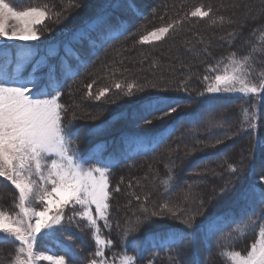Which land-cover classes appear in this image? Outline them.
Segmentation results:
<instances>
[{
    "label": "rangeland",
    "instance_id": "rangeland-1",
    "mask_svg": "<svg viewBox=\"0 0 264 264\" xmlns=\"http://www.w3.org/2000/svg\"><path fill=\"white\" fill-rule=\"evenodd\" d=\"M104 1L105 0H70V2L68 0H9L18 10L47 5L50 13H52L50 18L44 20L41 25H37V30L40 33V40L28 42L0 41V44L11 47V62L7 65L9 73L15 69V54L17 49L26 44L34 47V57L24 62L21 68L23 76L27 79L36 80L37 87L33 89L34 92L39 91L48 84L50 74L59 81V91L61 93L59 102L67 108V111L64 113L63 122L66 126L70 125L72 131H76L72 129V124L79 125L80 123H84V125L91 124L101 127L103 123L110 120L109 118L113 113L120 112L121 108L133 103V100L138 99L140 96H148L153 93H168L170 91V85L176 84L177 87L180 88L178 91H182L186 85L185 82L197 78V71L192 72L193 70L198 68L202 63L214 61L210 64H214L215 66L206 69L201 75L199 74L203 82H206V89L208 81H205L204 77L208 76L210 79L214 77L217 73L210 69L215 68L219 61L222 62V68L223 63H227L225 58L230 55L220 59H212L211 57L209 59L211 53L215 52L219 46L222 47L220 43H218V46L216 41L222 43V41L230 37L229 35L225 37V35L229 32H236L239 36L235 42H233V46L242 47L248 35L244 29L251 23L252 19L264 12L263 0L160 1L159 6L156 8V13H158L157 19L151 20V25L148 28L143 27L141 30H138L137 35H134L132 39H130V45L126 44L118 47L108 54V62L93 67L88 72H84L80 69L82 66L81 58H83V56L80 55V57H78L75 55L73 47V43L77 39V36L81 37L85 36L87 33H92L94 39H98V35H104L105 31H103L101 24L97 22L98 17H103L104 24L112 22L105 27L106 30H112V32L105 33L103 41L105 42L124 32V19L131 22L133 18H135L134 15L130 14L133 13V11L131 5L126 2V0H119L120 2L113 6L114 8L112 7V12H110L112 15H110V13H99ZM113 1L115 0H107V6ZM135 1L140 3V9L142 10L147 6L148 8L151 7L153 3L155 6L157 0ZM201 5H203L204 10L211 8L212 18L223 17L224 22L220 23L219 20H217V23L213 24L210 18L201 19L188 15L195 7ZM160 6L163 8H160ZM56 13L60 14L59 17L55 15ZM177 20L181 22L173 30H170L161 40L151 43L139 42L140 37L147 32ZM195 22H197V24L205 23L206 26L204 25V27L199 30L197 27L198 25L194 26ZM59 23H66V25L61 26ZM8 27L10 31L13 30L15 28V21L9 20ZM75 31L78 32L74 34ZM184 37H186V39ZM91 38L88 39L87 37L86 40L82 41L85 47L88 46L91 51H94L97 47L93 43L94 40H91ZM189 38L194 39L190 41ZM99 42L100 41H98V43ZM37 62H39L38 67L33 69V65L37 64ZM98 62H101V60ZM2 67L3 64L0 63V68ZM80 70L82 71L79 74V76L81 75L79 79L77 76L76 79L72 80V76L77 71L79 73ZM202 75L204 76L202 77ZM252 79L254 82L259 83V75L255 72L252 73ZM114 80L124 82L135 81L143 90L137 91L134 96L129 97L123 93L117 94L116 90L112 89L107 97L101 101L88 98L86 86L89 83L95 81L93 85V92L95 93L99 88L110 86ZM29 87H31V85H29ZM52 94L55 93L53 92ZM215 95L242 96L238 93H221ZM263 95L264 93H261L258 97H255L257 105L252 111H249V113L251 114L254 112L256 114V119L253 122L256 124L260 122L264 127V109L263 107L261 108ZM110 114L111 116L109 117ZM231 114L233 113L231 112ZM73 116H75V118H73ZM226 117H228L230 121L229 124L231 125V121L234 117L232 115ZM121 124L122 120L119 119L113 126L112 124L110 126L113 129ZM207 128H209V126H207ZM79 132L80 137L76 141L74 147L78 150L81 159L85 161V167H110L117 158L128 155L129 152L146 146L144 142L138 139H131L126 145L117 148L118 150L116 149L118 157H110L104 153L105 148L101 143H97L98 145L93 147L95 151H91L92 148L88 146L90 141L86 137L87 129ZM191 133L192 131H189V134ZM187 137H189V140L181 145L179 149L180 152L185 150L186 152L188 151V153H194L197 148L203 147L202 150L207 148L204 147L202 139L197 142L190 138V135L186 136V138ZM152 138L146 140H151ZM197 143H200L199 146ZM239 147L240 145L237 146V149ZM239 149L235 150L233 153L238 152L241 155L244 149L243 147V150L241 147ZM247 150L248 149H245V151ZM173 153H175V156H182L181 154H177V152ZM175 156L163 152L161 156L157 155V157L151 158L150 162H145L144 166L137 167L134 171L133 169L135 167H132L127 172L114 176L111 171L109 172V187L112 192L109 201V224L111 227L104 228L103 221L99 222L102 235L113 241L112 247L105 250V257L109 260V264H119L120 256L125 251L128 255L135 256L130 254L126 249V238L133 235V233L141 231L143 223L139 225L138 230L131 232L127 237H125L124 232L130 226L135 227L137 219L145 221V217L151 212L160 211V206L164 203H168L170 207H174V210L183 209L185 211L195 212L200 207L201 200L203 201L205 214L209 211L207 207L211 206V204H208L217 200V194L221 189L226 185L231 188L233 178L228 177L226 174V172H228L227 169L224 170L222 174L220 173V175H222L220 179L219 175H212L209 177L207 174H204L203 180L205 181V179L208 178L205 182L197 178L193 180L191 177L188 181H185L183 185L178 184L180 180L179 173L182 171L178 169L180 167V161L175 158ZM257 156L258 154H256L255 157ZM261 156H263V159L261 158L259 160L261 163H259V167L264 165V155ZM253 161L254 159L252 163ZM260 171V168L257 169L258 173ZM169 175H171L173 179L170 185L165 186L161 181L166 179ZM210 179L213 180L212 185L214 187H212L210 181L207 182ZM117 187L120 189L118 192L115 191ZM207 190H210L209 194H206ZM189 193L195 198L194 201L185 200V195ZM17 196L18 192L15 190L14 186L11 185V182L0 177V210H5L9 214L15 215L19 211L14 207ZM145 196L148 197L146 201L144 199ZM136 197L140 199L137 200ZM208 201L209 203H207ZM142 205L147 207L148 213L141 210ZM32 206L37 210L42 207L38 201H33ZM79 210V206L75 208L71 205L66 206L64 209V229L56 231L55 235L52 237L43 239L38 237L35 244V251L45 255H65L66 260L70 262L71 257L62 250L64 246L68 245L75 247L77 251L79 250L81 260L78 259V261L80 260L79 262L77 261L78 264H88L91 259L95 258L93 254L96 251V245L92 237V230L87 226V222L81 220L79 217H74L72 221L68 220V217H72L73 213ZM201 217L202 216H199L197 219H201ZM152 218H154V221L151 220V223L154 222V224L157 223L155 221L171 219L170 216ZM175 222L179 221L175 220ZM261 223H264V221H261ZM252 228L253 227H250L249 231H253ZM256 233H258V229ZM255 236H257V234ZM53 237L55 241L53 245L45 243L46 239H52ZM68 237H71V239L69 240ZM56 239L60 241L57 242ZM233 239H235V237L225 238L223 242L230 244ZM17 248L18 242H14L6 246V248L0 246V264H13V259L17 254ZM48 248H51L53 252H50ZM223 259L226 260L225 258ZM149 260L151 259H148L145 264H151L155 261L153 258L149 263ZM136 262H138L137 259ZM226 262L228 263L227 260ZM39 264H48V262L41 261Z\"/></svg>",
    "mask_w": 264,
    "mask_h": 264
},
{
    "label": "snow or ice",
    "instance_id": "snow-or-ice-1",
    "mask_svg": "<svg viewBox=\"0 0 264 264\" xmlns=\"http://www.w3.org/2000/svg\"><path fill=\"white\" fill-rule=\"evenodd\" d=\"M212 10H204L203 5L195 7L188 14L194 18H210L212 23L224 22L223 17L212 18ZM48 6L28 7L18 10L9 0H0V41H38L40 33L37 25H41L44 20L50 18ZM59 17V13L55 14ZM15 21V28L9 30L8 21ZM104 18L98 17L97 22L103 23ZM181 21H173L157 27L140 37V43H151L164 38L170 30H173ZM230 22V21H229ZM233 34H229L231 37ZM256 53V46L253 45L248 55L237 57L235 53L230 54L227 63L218 62L215 68L210 70L216 72L211 79L204 77L208 81L204 92L209 95L230 93L242 96H259L264 93V72L259 73V83L252 79L254 64L253 56ZM34 47L23 45L19 47L15 54V69L9 73L7 65L11 62V47L0 44V177L11 182L18 192L14 205L19 211L9 214L5 210H0V242L11 240L18 242L17 254L13 259V264H39L46 261L48 264H78L76 253L71 247L64 246L63 251L71 257V261L66 260L65 255H45L35 251V244L38 237L47 238L55 235L56 231L64 229L66 206L73 208L79 206V211L68 217L72 221L74 217H79L87 222V226L92 230V237L96 245L93 254L95 258L88 264H109L105 257V250L113 245L111 239L102 235L100 221H103L104 228H110L109 210L112 192L109 187L108 166L85 167V161L81 159L78 150L74 147L80 137L79 130L72 131L70 125L63 122L64 113L67 111L65 105L60 103V83L51 74L48 84L39 91H33L37 87L35 79L24 78L21 68L24 62L34 57ZM39 65H33L36 69ZM95 81L89 83L87 96L90 99L101 101L105 99L112 89L117 94L123 93L126 96H134L137 91L143 89L135 81L124 82L114 80L110 86L99 88L93 92ZM31 85V87H29ZM55 94H52V93ZM167 98L155 97L147 98L139 102V118L145 124H151L153 119L164 120L177 113L180 107ZM161 115L157 116L156 114ZM243 123L248 128L255 129L256 114L249 113L247 108L242 109ZM75 118V116H73ZM222 126V122H217L213 127ZM91 131V130H90ZM174 131V129H173ZM172 134L168 129H164L158 134L157 142L162 143ZM220 141H217L219 143ZM227 170L236 173L237 169L227 165ZM173 177L169 175L162 180L165 186L170 185ZM262 186H250L244 193L242 199L245 201L255 200L259 208H253L246 216L236 220L231 216L223 218L216 217L207 221L202 228L206 234L215 235L220 233V239L245 238L249 234V228H258L256 239L251 243L246 253L235 250L221 252L228 264H264V176L260 178ZM119 187L115 191H119ZM230 187L226 185L217 194L222 197ZM139 200V197H136ZM145 201L148 199L145 196ZM192 195L186 194V201H194ZM33 201H38L42 207L37 210L32 206ZM141 210L148 213L147 207L141 206ZM204 215L203 201L195 211H185L183 209L174 210L168 203L160 206V211H153L145 217V221L151 223L152 217L170 216L172 220L179 221L183 228H169L163 234H154V239L159 240L161 247H170L179 243L186 235L193 234L184 229L193 230L197 228L196 219ZM137 219L136 226H130L125 230L127 237L131 232L138 230L141 223ZM231 227L230 232L225 229ZM70 240L71 237H68ZM235 239L232 243L234 245ZM136 247V242H132ZM218 246L220 243L218 241ZM136 257L130 256L125 251L119 260V264H136Z\"/></svg>",
    "mask_w": 264,
    "mask_h": 264
},
{
    "label": "trees",
    "instance_id": "trees-1",
    "mask_svg": "<svg viewBox=\"0 0 264 264\" xmlns=\"http://www.w3.org/2000/svg\"><path fill=\"white\" fill-rule=\"evenodd\" d=\"M68 1L70 2V0ZM120 1L115 0L107 6V0H105L101 5L99 13L112 12V7ZM160 1L166 0H157L155 6L153 3L151 7L148 8L147 6L145 9L141 10V5L138 1L126 0V2L131 5L133 11V13L130 14L134 15L135 18H133L131 22L122 19L125 25L124 32L105 42H103L105 33L112 32V30H106L105 27L112 22L108 24L100 23L105 32L104 35H98V39H94L92 33H87L88 35L86 34L81 37L77 36V39L73 43V47L75 50L74 52L79 54V56L82 55L84 58H81L82 66L80 69L84 72H88L91 68L108 62V54L113 50L126 44L130 45V39H132L134 35H137L138 30H141L143 27L148 28L151 25V20L157 19L158 13H156V8L159 6ZM160 8L163 7L160 6ZM110 15H112V13H110ZM59 24L61 26L66 25V23ZM204 25L205 23L197 24V22H195L194 26H197L200 30ZM244 30H246V34L248 35L242 47L233 46V42H235L239 36L236 32L226 33L227 35H225V37L230 33L233 35L227 40L222 41V43L216 41V44L219 46L218 43H220L222 47L219 46L215 52L211 53L209 59L210 57L212 59L224 58L232 53H235L237 57H243L248 55L253 45H255L256 53L252 60L254 64L253 72L259 74L264 71V12L252 19L251 23L248 24ZM77 32L78 31H75L74 34ZM87 37L88 39L91 38V40H94L93 43L97 47L94 51H91L88 46H84L85 44L82 40H86ZM184 38L186 39V37ZM98 41H100V44ZM100 60L101 62H98ZM213 62L214 61H210V63ZM210 63H202L198 68L193 70L192 72L197 71V78L185 82L186 85L182 91H178L180 88H178L176 84H173L169 86L170 91L168 93H153L148 96H140L138 99L133 100L134 104H128L126 107L121 108L118 113H111L112 116L111 114L109 115V117L111 116L109 118L110 120L103 123L101 127L91 124L84 125V123H80L79 125L72 124L73 130L82 132L84 129H87L86 137L90 141V144H88L90 148L97 143L103 142L108 151H113L118 145L124 144L128 139H148L154 137L152 139H155L156 145L152 149L145 152H137L129 158L122 160L111 169L113 176L116 174L121 175L132 167H135L133 169L134 171L137 167L144 166L145 162H150L151 158L157 157V155L161 156L163 152L170 153V155L173 156H175L173 152L182 155L175 156V158L180 161V167L178 169L182 171L179 173L180 180L178 184L180 185H183L184 182L188 181L191 177L193 180L197 178L205 182L208 178L204 181V174H207L209 177L212 175H219L220 179V177H222L220 173L222 174L224 170L227 169L228 164L233 165L237 169L236 173L226 172L229 178H233L231 190L227 191L222 197H217L216 201H212L213 203L207 202L209 203L208 205L211 204V206L207 205L209 211H207L201 219L196 220L197 228L193 230L184 229V231L192 232L193 234L186 235L179 243L170 247H161L159 245V240L154 239V234H163L167 232L169 228H183V225L172 219L155 221L157 222L156 224H154V222L148 223L145 221L142 224L143 227L141 231L128 236L126 238V249L130 254L136 256L138 261L136 262L137 264H145L148 259H151L149 260L150 263L153 258L155 261L151 264H228L226 260L222 258V250L227 251L230 250L231 247H234L235 250L245 253L256 237V230L258 228L253 227V231L250 230L245 238L236 239L234 245L233 243L226 244L220 239V233L209 235L206 234L202 228L207 221L216 217L223 218L225 216H231L236 220H240L241 217L246 216L253 208H259L255 200H250L249 202V200L245 201L242 199V193L249 189L250 186H256V188L259 189L262 186L259 178L264 176V165L259 167V160L263 157L261 155H264V127L262 123L260 124L259 122L257 124L255 123V129L248 128L247 124L243 123L244 118L242 113V109L244 108H247L249 111L254 109L257 105L255 97L258 96H214L207 93L201 96L200 93L205 91L206 82H203L200 75L206 69L215 66ZM82 70H80L72 80L76 79L77 76L79 79L81 76H79V74ZM203 76L204 75H202V77ZM155 97L170 99L174 102L173 106H175V103H179L180 107L177 109V113H173L170 118L160 120L149 117V119H152V123L150 125L145 124L144 121L139 118V102L147 98ZM262 107L264 109V95L261 103V108ZM231 112L234 115L231 114ZM156 115L159 116L161 114L157 113ZM228 115L234 117L231 121V125L229 124L230 121L228 117H226ZM119 119L122 120V124L112 129L110 125L112 124L113 126ZM217 122H222V126L213 127ZM207 126H209V128H207ZM164 129H168L172 134L162 143H158V134ZM189 131H192V133L189 134ZM189 135L191 136L190 138L197 142L202 139L204 147L207 148H204V150H202L203 147L197 148L194 153H188V151L186 152L185 150L180 152L179 149L181 145L189 140V137L186 138V136ZM217 141L220 142L217 143ZM197 144L199 146L200 143ZM238 145H240L241 149L242 147L244 149H242L244 152L242 151L241 155L238 152L233 153L240 148L237 149ZM245 149L248 150L245 151ZM256 154H258L257 157H255ZM253 159L254 161L252 163ZM259 168L261 171L258 173L257 169ZM209 181L212 185L213 180L210 179L207 182ZM212 187L214 186L212 185ZM209 192L210 190H207L206 194H209ZM152 220L154 221V218H152ZM261 221H264V218H262ZM230 231L231 227L225 229V232ZM133 241L136 242L135 248L132 244ZM218 241L220 246H218ZM53 242L54 239L52 238L46 239L45 243L52 244ZM13 243V241L8 240L6 242H0V246L6 248V246ZM72 250L76 253V260H81L79 250L77 251L75 247H72Z\"/></svg>",
    "mask_w": 264,
    "mask_h": 264
}]
</instances>
